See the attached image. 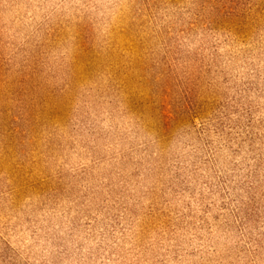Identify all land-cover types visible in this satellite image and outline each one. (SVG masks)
Here are the masks:
<instances>
[{"label":"clouds","instance_id":"1","mask_svg":"<svg viewBox=\"0 0 264 264\" xmlns=\"http://www.w3.org/2000/svg\"><path fill=\"white\" fill-rule=\"evenodd\" d=\"M0 264H264V0H0Z\"/></svg>","mask_w":264,"mask_h":264}]
</instances>
